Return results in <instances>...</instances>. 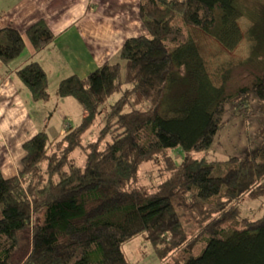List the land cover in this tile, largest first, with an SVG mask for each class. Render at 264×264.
I'll return each mask as SVG.
<instances>
[{"label": "trees", "instance_id": "obj_1", "mask_svg": "<svg viewBox=\"0 0 264 264\" xmlns=\"http://www.w3.org/2000/svg\"><path fill=\"white\" fill-rule=\"evenodd\" d=\"M139 14L145 31L123 41L119 60L59 81V95L82 106L80 123L35 133L17 173L0 170V264H132L126 248L141 234L171 264H264V123L244 155L205 153L228 117L264 116V0H141ZM200 34L227 51L248 43L219 82ZM54 38L44 19L24 32L8 25L0 60L9 65L26 41L37 52ZM15 72L34 101L51 98L37 61ZM146 164L162 172L154 188L136 184ZM258 198L262 214L242 215Z\"/></svg>", "mask_w": 264, "mask_h": 264}, {"label": "crops", "instance_id": "obj_2", "mask_svg": "<svg viewBox=\"0 0 264 264\" xmlns=\"http://www.w3.org/2000/svg\"><path fill=\"white\" fill-rule=\"evenodd\" d=\"M140 1L0 0V29L12 25L24 32L34 21L44 19L55 34L40 51L26 41L11 64L0 60V170L5 176L17 172L22 144L35 133L45 131L53 137L64 126L80 123L82 106L72 97L60 96L58 83L117 61L123 41L139 35L133 31L143 25ZM31 61H37L48 75L51 98L46 102L34 101L15 72Z\"/></svg>", "mask_w": 264, "mask_h": 264}, {"label": "rangeland", "instance_id": "obj_3", "mask_svg": "<svg viewBox=\"0 0 264 264\" xmlns=\"http://www.w3.org/2000/svg\"><path fill=\"white\" fill-rule=\"evenodd\" d=\"M143 25L141 28L139 27L135 29L133 33H142L145 28ZM198 40L200 42V47L206 57L208 70L210 71L214 80L217 82L220 80L222 71L233 62H236L241 56H245L248 51V43L244 41H241V43L227 51L225 48L221 49L220 46L213 39L207 37L206 34H200L198 36ZM126 86L127 85L123 87ZM128 87H130V85H128ZM117 98L118 95H114L110 100L114 102ZM252 105L255 106L253 101ZM234 107V104L230 105V109ZM128 108L129 107L126 109ZM262 123H264V116L260 113H253L248 116L240 115L237 118H233L231 116L228 117L224 126L217 133L213 144L208 148L207 151H205L207 158L210 160H225L234 155H244L252 146V141L256 139V129ZM99 129V126H94L92 134H87L84 138V141H87L88 139H94L98 134ZM84 152L85 149L81 151V149L76 148V150H74L72 156L77 165L84 166L86 162V156ZM172 154L177 157L176 159L179 161L181 155H183V150L176 149L172 151ZM196 155H204V153H196ZM161 173L160 167L157 165L146 164L142 166L136 184L139 185V187H144L146 189L151 186L154 188L153 185H157L158 182H160V180H156L154 178L157 177V174L159 175ZM250 202L253 204V210L242 207V215H247L251 218L260 216L262 214V208H260V199H251ZM39 213L37 214L36 218L41 220L43 212ZM183 218L186 219L187 215H184ZM190 221L191 220L189 219V222ZM189 226L190 227H188V230L190 234L192 232L195 233L196 224L194 220L189 223ZM126 250L132 264H171L173 262L172 256H168L164 259L158 256L155 246L150 241V239L147 238L146 234H141L134 238Z\"/></svg>", "mask_w": 264, "mask_h": 264}]
</instances>
